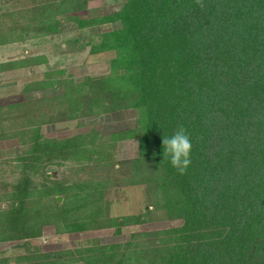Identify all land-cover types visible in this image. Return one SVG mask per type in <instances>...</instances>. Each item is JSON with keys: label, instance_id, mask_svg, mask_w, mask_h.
I'll return each instance as SVG.
<instances>
[{"label": "trees", "instance_id": "16d2710c", "mask_svg": "<svg viewBox=\"0 0 264 264\" xmlns=\"http://www.w3.org/2000/svg\"><path fill=\"white\" fill-rule=\"evenodd\" d=\"M87 3L42 0L25 12L37 22L35 31L46 35L61 31L60 15L67 13L79 28L116 21L122 26L89 41L91 53L115 51L112 74L80 82L63 96L64 103L54 97L63 103L58 113L22 131L30 135V149L21 159L31 169L43 157L44 162L92 158L98 132L43 139L40 126L136 108L139 124L112 139H138L139 156L118 162L110 156L103 165L117 169L124 185H146L153 208L184 222L145 232L140 241L89 248V257L80 259L86 264H264V0H127L121 10L101 17L76 14ZM180 125L192 142L183 175L163 161L162 146ZM33 184L25 171L11 210L0 213V240L38 237L50 224L69 233L106 227L119 232L146 219V214L109 216L101 180L46 185L42 194L55 192L46 206L36 200ZM90 204L96 210L78 214Z\"/></svg>", "mask_w": 264, "mask_h": 264}, {"label": "rangeland", "instance_id": "374dc122", "mask_svg": "<svg viewBox=\"0 0 264 264\" xmlns=\"http://www.w3.org/2000/svg\"><path fill=\"white\" fill-rule=\"evenodd\" d=\"M37 1L42 0L0 1V40H4L0 44V213L11 210L15 185L28 171L37 188L39 205L46 206L47 201L55 198V192L42 194L47 190L46 185L58 188L74 181L101 180L106 185L109 216L146 214V219L123 226L119 232L115 227H106L69 233L58 230L53 224L46 225L38 237L0 240V264H42L53 260L82 264L85 262L80 258L89 257V248L124 245L143 240L145 232L182 225V219H171L165 209L149 204L146 185H124L120 172L116 171L118 165L114 171L103 165L110 161V156L116 162L139 156L138 139H112L114 133L139 124L142 115L136 108L43 123L40 126L43 139H65L98 132L96 153L88 159L56 158L44 162L43 157L31 169L25 168L21 157L28 155L30 147L26 141L30 135L22 131L36 120L55 116L64 103L63 96L72 93L80 82L112 74L115 51L91 53L89 41L98 40L102 33L122 26L116 21L79 28L67 13L60 15L59 33H39L34 29L37 22H30L32 15H25L27 8ZM126 2L88 0L86 8L76 14L85 18L101 17L121 10ZM56 96L63 102L61 105L54 99ZM32 102H35L32 107L22 105ZM105 156L108 158L103 161ZM59 196L60 201L64 200L63 195ZM95 208L90 204L78 214L90 215ZM102 213L106 216L104 210ZM5 230L8 234V229Z\"/></svg>", "mask_w": 264, "mask_h": 264}, {"label": "clouds", "instance_id": "9594fccd", "mask_svg": "<svg viewBox=\"0 0 264 264\" xmlns=\"http://www.w3.org/2000/svg\"><path fill=\"white\" fill-rule=\"evenodd\" d=\"M200 3V0H197ZM163 161L168 159L171 166L183 175L191 164L192 142L183 125L171 137L162 139Z\"/></svg>", "mask_w": 264, "mask_h": 264}, {"label": "crops", "instance_id": "0c3cea01", "mask_svg": "<svg viewBox=\"0 0 264 264\" xmlns=\"http://www.w3.org/2000/svg\"><path fill=\"white\" fill-rule=\"evenodd\" d=\"M53 262V263H51ZM42 264H78V262H74V263H66L65 261H61V260H53L50 261L49 263H42ZM82 264H86V263H82Z\"/></svg>", "mask_w": 264, "mask_h": 264}, {"label": "water", "instance_id": "95a60500", "mask_svg": "<svg viewBox=\"0 0 264 264\" xmlns=\"http://www.w3.org/2000/svg\"><path fill=\"white\" fill-rule=\"evenodd\" d=\"M58 199L61 200V196H59Z\"/></svg>", "mask_w": 264, "mask_h": 264}]
</instances>
